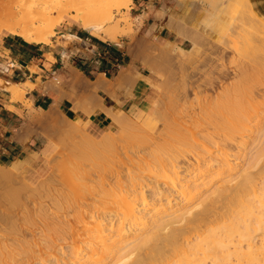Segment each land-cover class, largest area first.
<instances>
[{
  "label": "bare ground",
  "instance_id": "bare-ground-1",
  "mask_svg": "<svg viewBox=\"0 0 264 264\" xmlns=\"http://www.w3.org/2000/svg\"><path fill=\"white\" fill-rule=\"evenodd\" d=\"M131 1L125 0V3L120 4L117 3V0H100L98 6L83 9L77 6L75 0H67L66 6L61 0H18V4L21 6L19 8L17 4L12 2L0 9V32L2 34L3 31L18 34L28 42L35 44L48 43L54 34L55 26L62 20L61 17H59L60 19L52 18V12L59 9L63 15L75 11V16L71 15V17L75 21H81L82 27L86 31L118 42V31L108 33V28H105V25L113 21L112 6L120 9L129 6ZM236 2L238 6H243L248 18L251 19L250 22H247L248 18L244 20L247 25L250 23L251 33L252 31L263 33L264 18L255 12L250 0H236ZM240 18L239 16V20ZM235 26L237 27V25ZM118 28L119 22L114 24V29ZM241 28L242 26L240 30ZM177 33L181 37L188 38L184 31L178 30ZM251 33L249 32V34ZM244 35L242 34V36ZM63 36L75 49L84 48L81 44L83 40L79 35L67 32ZM254 39L257 38L254 36ZM253 44L255 45V43ZM261 60L249 61L248 58L247 62L235 70L233 75V72L229 71L228 68L221 69L220 77L229 79L233 76V81L227 86L225 85L224 88L222 87L223 92L221 91L222 88L220 89V98L218 96L215 99L213 97L207 98L206 100L209 102H205L208 104L203 102L206 105L204 104L205 106L202 107L203 103L200 101L202 108L199 107L200 110L199 108L194 109L195 112L202 111L200 115L203 116V121L207 122L205 126L202 124L203 130L205 129L202 132H204V136L206 135L205 140L211 138L212 149L211 146L208 147L210 142L207 145V141L204 142V138L200 137L196 138L199 139L197 143H200V139H202L201 144L207 146L205 145V148L202 147L201 151L195 153H190L189 149L187 152L186 148V151L182 148L176 149L178 145L176 148L174 145V150L166 149L164 151H161L162 148L159 149L156 145V147H150L149 150L143 149L146 150V153L141 151V155H138V151L136 156L131 153L133 158L128 153L131 157H128L130 163H127L128 159H124L129 165L126 166L127 171L123 166L124 161L121 163L122 166L120 164L121 169H114L119 177L109 174V177L112 175L114 179L117 178V181H111L113 177L108 180L107 175L108 178L105 177L107 181L105 179L101 181L103 171L100 176V169L93 164L94 162L92 159L90 160V157L88 159L92 161V164H89V167H87L88 164L83 165L79 161L76 165L69 161L66 162L69 164L64 165V163L58 170L59 182L56 185H54L55 183L51 185L54 188L49 193L50 195L48 194V201L50 200L48 203L50 206L46 203L48 210L43 213V207V212L36 211L40 215L39 219L42 221L44 231L53 232L51 237H44V240H41L47 251L43 249L40 243L48 256L44 257V254H38L37 258L43 259L45 261L43 264H264V242L257 246L254 240L255 233L261 232L264 241V164L258 170L259 172L253 170V168H257L256 166L261 160L264 161L262 135L260 136L262 142L260 141V145H257V151L255 150V154L250 157L248 163L249 168L253 171L248 168L236 175V166L230 163V158L238 157V155L228 152V149L238 150V147L243 146L245 143L243 136L255 130V127L259 131H264V62ZM118 78L122 79L123 77L121 75ZM220 81L222 83L221 79ZM1 83L8 92L12 93L13 97L20 88L19 85H8L4 81ZM209 86L211 87V83ZM213 87L211 88L213 89ZM188 108L187 110L190 112V105ZM195 112L193 111L194 115L188 116L193 118L195 116L197 119ZM182 113L184 114L183 111ZM182 113L179 114L183 115ZM179 114L178 116H180ZM188 116L186 114V117ZM179 118L177 117V119ZM112 120L113 124L119 127L121 131L117 137L113 136L114 132L109 130L105 132L104 130L105 133H102L99 138H94L90 133L91 136L88 135L85 131L86 128L84 129L81 124H73L70 127L79 128L77 130L80 131V135L86 134L97 142H102L103 145V143H117L116 138L121 140L126 132L134 130L133 128L137 125L134 126V122L128 120L127 127L125 125L126 117L124 118L125 121L116 118ZM180 120L177 122L179 129L180 124L183 123ZM122 121L124 122L123 126H121ZM201 127L199 128L201 129ZM172 130L168 127L167 131ZM127 136L126 134L125 137L127 138ZM120 140L118 141L120 142ZM157 140L159 141V139ZM105 145L102 147H106ZM196 145L194 142L195 147H197ZM213 145L226 150L221 151L214 161H207L204 154L210 155L215 148ZM201 153H204L205 158L201 156ZM125 155L127 154H124V158ZM93 158L96 162L94 156ZM132 170L137 171L139 176L134 178V175L131 174ZM140 170H144L146 173L143 175ZM145 176L149 177L148 179L155 182L156 185L149 188L150 182L147 183ZM259 178H263L261 187H258ZM48 181L47 178L46 182L48 183ZM114 181L116 182L114 183ZM104 182L114 184L106 187ZM217 182L221 183L213 187ZM148 189L149 194H147ZM40 198L42 197L40 196ZM69 216H73L74 219L68 218ZM28 218L23 219L25 221ZM27 223L30 224V222ZM14 230L17 228H14L13 232ZM17 232L19 233V230ZM13 234L15 235V233ZM18 235L21 236L20 233ZM2 240H0V244ZM57 240H62L63 246H58ZM19 241L22 242L21 239ZM244 242L248 243V250L244 249ZM24 243L15 244L12 242L11 247L14 244V249L12 247L11 252H4L3 258L5 260L11 258V262L20 259L21 257L17 258L18 256L14 254L17 251L18 255L23 254L22 256L25 257L24 254H26L28 259L33 260L36 257L33 248H30V243H26V240ZM67 246L69 248H66ZM1 248L0 253L7 248L6 244H3ZM0 259L3 260L2 256ZM1 260L0 263L6 262L5 264H8L7 261Z\"/></svg>",
  "mask_w": 264,
  "mask_h": 264
},
{
  "label": "rangeland",
  "instance_id": "rangeland-1",
  "mask_svg": "<svg viewBox=\"0 0 264 264\" xmlns=\"http://www.w3.org/2000/svg\"><path fill=\"white\" fill-rule=\"evenodd\" d=\"M61 1L66 6L67 0H61ZM98 1L100 2V0H75L77 6L83 9L94 8L95 6H98L99 4ZM1 2H4L6 5L4 3L2 4ZM12 2L14 4H17L18 8L21 7L18 4V0H11V1L0 0V6H1L0 9H3L5 6H8V4ZM117 3L120 4L125 3V0H117ZM59 11H60L59 9H55L52 12L53 16L51 15L52 18L55 17L54 19H60L59 17H61L62 20L55 26L54 34L51 36V41L49 43H51L52 40H55V42H57L61 47L66 45L68 48L72 50L87 51V48L75 49L73 46L69 44L67 38L63 36V34L67 32L74 34L76 33L78 35L83 36V38L87 40H89V38L95 39V37L97 36L86 31L82 27L81 21L73 20L71 15H73L74 17L76 13L75 11H71L70 14H64V15L62 11H60V13ZM112 12H113V21L106 23L105 28H108V33L118 31L119 34L118 39L128 41L127 42V45L129 46L128 49L131 52L130 53L131 62L128 66V69H132V68L139 69L141 72H143L146 75L145 76L146 82L143 85V87L146 88L144 94H142L141 96L140 95L136 96V90L134 85L136 77L134 76L135 78H133L129 70L121 71L117 75V77L111 76L109 85H106V83H104V79L102 77L92 82L88 80V78L82 72H79L78 75H76L72 80L68 78H64V76L62 75H58L55 77L56 74H53L52 76H54V78H51L50 81L45 82L43 84H44V88L48 91L50 89H55V90L58 89L60 90L59 93L62 97L66 95L70 96L75 101L76 104L79 103L76 97V93L78 92L83 93L85 95L86 100L93 99L94 95H97L98 93L102 96H105L106 92L104 91L109 92L112 95V98L116 101H120L122 98L128 96H133V97L135 96L136 100L138 101V106L133 111L131 110L126 112L122 109L120 110L117 109L114 111L110 107H105V110L111 117H115L117 120L119 119L124 120V118L126 117V121L125 120L124 121L126 122L125 125H127V127L129 122L128 120L134 122V126L135 124L137 125L133 128L134 130H130L129 132H126L124 135L126 136L127 134L128 135L127 138L124 136L123 138H121L122 140L121 141L120 138L118 139L116 138L117 136H119L118 133L119 134L121 133L120 128L115 126L114 124H111L109 125V127H105L104 129L95 130L93 127H91L89 121H83L81 119L75 120L74 118L68 117L65 113L60 111L56 104L58 100L56 92L53 94L55 98V103L51 104L49 109L44 110L40 108L36 109L34 107H31L30 113L32 115V119L34 123L36 124L38 136H40V140L37 142V147H36L38 151L33 152L32 156L29 157L27 156L21 161L15 160V161H11L10 163H4L0 161V165H1L0 166V240L3 239L0 244V250H2L1 246L3 244L4 245L6 244L7 246V248L2 251L3 253L2 252L0 253V255L2 254L1 256L3 259V260L0 259L1 261L4 262L7 261L8 264H13V263L43 264L45 262L43 259H41L42 260L41 262V260H39L37 257L42 254H44V257L48 256L47 255L48 253L44 252V250L47 251V249L45 248L46 246H43L44 244H42L41 242L44 240V237H51L53 232L51 233L48 232L49 233L48 234L47 232L44 231L42 221L41 219H39L40 215L36 211L43 212L42 211L43 207H44L43 213H45L48 210L47 204L50 202V200L48 201L49 199L48 196L50 195L49 193L52 192L54 188V186L51 187V185H53L54 183H55L54 185H56L59 182L58 170L59 168L62 167L64 163H65L64 165H66L69 164V162H71L76 165L78 164L79 161L80 164L82 162L83 165L88 164L87 167H89L92 164L91 162L93 161L94 162L93 164H95V166L100 169L101 172L100 176L103 171L104 176L102 175V178L103 177L104 178L100 179L98 177V179L102 181L105 179L106 175L109 177L110 176L109 174H113L114 177L116 176L119 177L118 173H116L114 169H118V170L121 169L122 162L128 159L127 163L128 162L130 163L128 157L131 156L133 158L134 154L136 156L137 151H138V155H141L142 153L141 151H144L143 149L149 150L150 147L151 148L154 146L156 147V145L157 147H159V149L162 148L161 151H164L166 149L174 150L178 145L176 149L182 148L184 151L187 150V152L189 149L190 153H195L197 151L198 152L201 151L203 148H205L204 146L207 143L209 144L210 142V145L208 144L207 145L208 147L211 146L212 149V145H211L212 143L210 141L211 138L210 139L206 138L207 140H205L206 135L204 136V132H202L207 122L206 121L204 122L203 116L200 115L202 111L195 112L194 109H198L199 107H201V104L205 101L209 102V100H206L207 98L210 99L213 97V99H215L217 98V96L220 98L219 95L221 94L220 93L221 91L223 92L224 86L225 85L227 86V84L233 81L234 79L233 76L230 77L229 79L223 78L224 79L223 80L220 77L221 69L228 68L229 71L233 72L232 73L233 75L236 72L235 70H237L242 64H245L247 62L248 58L249 61L252 60L260 61L261 59H263L261 61L264 62V56H262L264 54L263 52L264 32L256 33L252 31L251 33V28L249 26L250 23L249 25H247V22H250L251 19L248 18V15L244 10L243 6H238L236 0H148L143 2V4L141 5L138 4L137 6L134 4L133 1H131L129 3V6L121 7L120 9H117L115 6H112ZM59 14L60 15L62 14V16H59ZM239 16L241 17L240 20H239ZM247 18L248 20L247 22H245L244 20H246ZM154 20L160 21L161 25H159V28H162V25H166L168 26L169 29L173 30L176 27L179 28L182 26L183 28H179L177 29V31L178 30L184 31L187 34V37L190 39L192 45H188V49L184 47L182 48L180 47V45L177 48V46L170 41L162 42L156 40V33H152V31L150 30V26L153 25ZM117 22H119V28L114 29V24ZM145 23L147 24V27ZM238 24L240 27L242 26L241 30ZM235 25H237V27ZM184 27L188 29H184ZM248 30L251 34H249ZM4 32L9 33L3 31V33ZM1 33L2 32H0V34ZM242 34L245 35L242 36ZM14 35L19 37V40L21 41L25 40L22 36L18 34H14ZM252 35H254L257 39H254V36L251 37ZM242 37L244 38L246 43L244 40L242 41ZM248 37L251 39V42ZM252 42L255 43V45ZM252 44L254 45V48ZM258 51L261 52L259 53ZM4 54L6 56L2 55L3 57H9V53H4ZM78 54L79 53H77V55ZM83 55L84 56L82 57L81 56L79 57L77 56V57L86 59L87 58L86 55L89 54L83 53ZM258 57L260 58L258 59ZM75 60L78 61L77 58ZM11 63L12 60L8 64L11 65ZM141 72H139L137 75H142ZM121 75L123 78L119 79L118 77H120ZM127 75H128V81L122 82L124 77L126 78ZM219 78L222 80V83ZM213 82L215 83V85H213L214 87L212 86V84H214ZM208 83L209 84L211 83V87H213V89L209 86ZM122 84L124 85L123 93L116 92L115 88L120 87ZM26 86L33 87L34 83L29 81L26 84ZM22 87L24 89L21 87L18 88L17 92L14 94L13 97L14 99L22 98L24 96V94L27 91V88L24 85H22ZM221 88L222 90L220 91ZM208 102L205 103L208 104ZM205 103L202 104V107L206 105ZM26 104L29 106L32 105L29 102H27ZM189 105H190V112H188L189 110H187ZM191 105H193V107H191ZM95 108L96 106H89L88 108H86V111L90 113L95 111ZM192 110L195 112V114L197 113L196 114L197 119H195V116L194 118L192 116L191 117L188 116V115H194ZM182 111L184 112V114L182 113ZM178 112L180 114L182 113L183 115H180ZM178 114L180 116H178ZM186 114L188 117H186ZM183 116H185L187 119L185 117L183 118ZM177 117H180L181 120L180 118L177 119ZM115 118L112 119L115 120ZM184 119L185 121H182ZM179 120L183 122L181 124L179 123L180 129L177 123ZM122 123L121 126L124 125L123 121ZM73 124L83 125L84 129L86 128L85 131L88 133V135L89 136L92 135V137L94 138H99L102 135V133L108 132V130L112 131L114 132L113 136H116L115 138L117 143H103V145L106 144L105 145L106 147H102L103 146L102 142L99 141L97 142V140L92 139L86 134L80 135L79 134L80 131L77 130L79 128L75 129L74 126L73 128H71L70 126ZM182 124L184 125L182 126ZM200 125L203 127H201ZM168 127L170 130L172 129L173 130L168 132L167 131ZM177 127L178 129H176ZM199 127H201V129ZM219 129H220V124H219ZM254 129L255 130H252V132L250 131V133L248 134L246 133L243 136V140L245 141V143L244 144L242 143L243 146L238 147L237 148L238 150L228 149V152L233 154L237 153L238 155V157L233 156V158H230V163L236 166V175L241 174L242 172H244L246 169L249 168L248 163L250 157H252V155L255 154V150L257 149L256 147L258 144L260 145V141L261 142L262 140L264 141V131L263 130L259 131L256 127ZM163 131L164 132L166 131L165 134H162L164 133ZM203 131H205V129ZM78 135L80 136L78 137ZM261 135H262L261 137L262 140H260ZM200 137L204 138V142L207 141L206 144L204 145L201 144L203 138L200 139V143H197L199 142V139L197 140L196 138H200ZM157 139H159V141ZM118 140H120V142ZM151 141L152 143H150ZM191 141L193 144L191 143ZM194 142L195 145L197 144L196 145L197 147L194 146ZM140 143L143 145H141ZM96 144H100L99 146H101V148H98L99 146L97 145L98 146L97 147ZM174 145L175 148L173 149ZM213 147L215 146L213 145ZM215 148H213L210 155L203 153L206 158L203 156L202 153L201 156L204 157L207 161H214L217 155H219L221 151L226 150L220 147L219 148L215 147ZM145 151L144 153H146ZM128 153L130 156L128 155ZM131 153L132 154L134 153L133 156ZM124 154H127L128 156L125 155L124 158ZM120 155L123 156L122 157L123 159L121 158ZM93 156L95 157L96 162ZM89 157L90 160L92 159V161L88 159ZM61 159H64L65 161ZM16 161L22 162L21 163L22 165L17 168H14L12 164L15 163ZM61 161L62 163H60ZM67 161L69 162L66 163ZM99 161L100 163L98 164ZM259 164H258L259 167L256 166L257 168H253V170H255L256 172H259L258 170L262 168L264 161L261 160ZM127 165L128 164H126L125 161V163L123 164L125 170L127 169L126 168ZM108 168L110 171L108 170ZM249 169L252 170L251 168ZM112 171H114L115 174ZM133 171L134 170L131 171V174L134 175V178L138 177L139 174H137V171L134 172ZM140 172L143 173V175L146 173L144 172V170H140ZM108 177H106V179ZM112 177L113 176L111 175V177H109L108 180H111L110 178ZM114 177L112 178L111 181L117 179V178L114 179ZM47 178L49 180L48 183L46 182ZM148 178L149 177L145 179L147 183L150 182L149 188L155 186L156 185L155 182L149 180ZM106 179L105 181H107ZM262 179L263 178L258 179V187L262 186V182H263ZM116 181H114V183ZM104 183L106 187L107 185L112 186L114 184V183L111 184V182H109V184L108 182H104ZM220 183L221 182H217L213 187H215ZM48 186L51 188H49ZM161 186L164 185L161 184ZM36 189L38 192L36 191ZM149 192L150 191L148 189L147 194H149ZM40 196L42 198H40ZM38 202L39 203L41 202L40 205ZM48 206H50V204H48ZM36 208L37 210H35ZM23 218L24 219L28 218L25 221L30 222V224L25 222ZM68 218L74 219L73 216L72 217L69 216ZM14 228H17V230H14L13 232ZM18 230L21 236L18 235L19 234L17 232ZM13 233H15V235ZM254 236H255L254 240L257 246L262 245L264 241L261 232L255 233ZM15 237L16 238L18 237L17 240ZM20 239L22 242L20 241L18 242V240ZM25 240L26 243L28 242L30 243V248L31 249L33 248L34 250V255H36V257H34L33 260L35 258L37 259H35L34 261L32 259H28L26 257L27 256L26 254H24L25 257L22 256L23 254L22 255L19 254L20 255L19 256L16 253L17 251L16 252L12 251L14 252V254L18 256L17 258L21 257L20 259H15L16 262L14 260H13L14 262L13 261L11 262V258H8L6 260L3 258L4 252L5 253L6 251L11 252L10 249L12 247H13L12 249H14V244L11 247L12 242L15 244L16 243L23 244ZM61 241L62 240L56 241L58 242L57 243L58 246H63L62 244L64 242L62 241L61 243ZM40 243L43 246L44 250L42 249ZM247 245H248L247 242L243 243L245 250H248ZM66 248H69V246H67ZM70 249H71V245H70ZM21 261L24 263H22ZM2 263L3 262H1L0 264Z\"/></svg>",
  "mask_w": 264,
  "mask_h": 264
},
{
  "label": "crops",
  "instance_id": "crops-1",
  "mask_svg": "<svg viewBox=\"0 0 264 264\" xmlns=\"http://www.w3.org/2000/svg\"><path fill=\"white\" fill-rule=\"evenodd\" d=\"M132 1L137 6L148 0ZM250 4L255 12L264 18V0H250ZM145 25L147 27L146 23ZM159 25H161L160 21L154 20L153 25L150 26L152 33H156V40L170 41L177 48L180 45L188 49V45H192L189 38H181L177 33V29L183 28L182 26L172 30L166 25H162V28L159 29ZM184 29L188 28L184 27ZM79 36L87 51L72 50L66 45L61 47L55 40H52L51 43L35 44L25 42V40L21 41L19 37L11 33L0 34V161L4 163L21 161L38 151L36 147L40 136H38L30 110L31 107L49 109L51 104L55 103L53 95L55 92L58 98L56 104L60 111L75 120L89 121L95 130L104 129L113 124L112 117L106 112L105 107H110L114 111L122 109L128 112L138 106L135 96H128L116 101L107 91H104L106 92L105 96L98 93L90 100H86L85 95L78 92L76 97L79 103L76 104L70 96L62 97L59 93L60 90L50 89L48 91L44 88L43 83L54 78L53 74H56L55 77L62 75L64 78L72 80L79 72H82L92 82L102 77L104 83L109 85L111 76H108L107 72L117 77L121 71L129 70L131 76L136 77L134 82L136 96L144 94L146 88L143 85L146 82V75L139 69H128L131 62L128 41L119 39L118 42H114L112 39L97 35L95 39L87 40L83 36ZM4 53H9V57H3ZM77 53L79 54L77 55ZM83 53L89 54L86 55L87 58H78L84 56ZM76 58L85 64L92 77H89L77 66ZM11 60L12 63L9 65ZM139 72L142 75H137ZM2 81L8 85H19L21 88L24 85L27 91L22 98L14 99L12 93L4 88ZM29 81L34 83L33 87L26 86ZM125 81H128V75L122 82ZM123 86L122 84L120 87H116V92L123 93ZM27 102L32 105H27ZM89 106H96L95 111L88 113L86 108ZM20 161L13 163V167L21 166L22 162Z\"/></svg>",
  "mask_w": 264,
  "mask_h": 264
},
{
  "label": "trees",
  "instance_id": "trees-1",
  "mask_svg": "<svg viewBox=\"0 0 264 264\" xmlns=\"http://www.w3.org/2000/svg\"><path fill=\"white\" fill-rule=\"evenodd\" d=\"M26 42V41H25ZM77 66H79L89 77H92V74L88 71L85 64H83L79 59L76 61ZM108 76H112V73L107 72Z\"/></svg>",
  "mask_w": 264,
  "mask_h": 264
},
{
  "label": "water",
  "instance_id": "water-1",
  "mask_svg": "<svg viewBox=\"0 0 264 264\" xmlns=\"http://www.w3.org/2000/svg\"><path fill=\"white\" fill-rule=\"evenodd\" d=\"M85 44V43H84Z\"/></svg>",
  "mask_w": 264,
  "mask_h": 264
}]
</instances>
